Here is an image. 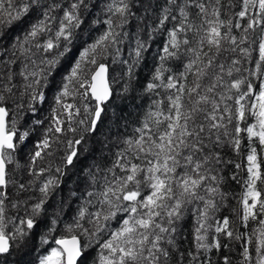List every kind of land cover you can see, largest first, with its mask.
<instances>
[{
    "label": "snow or ice",
    "instance_id": "1",
    "mask_svg": "<svg viewBox=\"0 0 264 264\" xmlns=\"http://www.w3.org/2000/svg\"><path fill=\"white\" fill-rule=\"evenodd\" d=\"M133 7L143 13L138 19L155 15L156 27L151 24L146 26L148 40L152 39L153 33L166 31L167 40L162 47L161 62L166 59H181L182 55L189 53L192 58L184 64V71L178 75L165 77L164 72L168 70L162 66L156 68L145 91L155 92L163 87L174 89L175 92L163 99L151 101L140 127L134 130L132 136L123 140L125 147L116 152L110 168L102 170L99 166L92 165L85 170L87 179L93 184H98L99 181L91 168L95 167L96 172L105 173L101 190L87 192L88 198L78 211V218H74L72 224L65 225V234L54 238L55 246L41 255L37 264H85L87 250L91 246L89 241H99L106 230L108 238L99 243L100 251L95 264H168L173 253L177 254L176 264H183L185 253L180 251L177 243L180 231L178 225L188 212L196 216L193 242L197 250L195 253L187 251L188 264H212L207 258L203 262L198 259L200 250L207 252L228 248L227 243H221L220 236L243 241L239 264H264V188L261 187L264 186V0H241V10L236 15L240 18L248 17V20L239 43L237 36L231 33L233 27L240 29L242 25L239 22L233 25L231 20L221 18V0H163V3L159 0H155V3L153 0H110L105 5L108 14L103 21L105 31L80 52L79 59L70 68L68 75L63 77L60 91L55 95L56 104L68 112L69 120L72 118L70 110L75 106L62 102L64 97L72 94L69 85L77 86L76 91L82 97L94 99L95 104L91 110L89 105L84 106L90 117L88 126L83 129L85 133L96 131L105 111L102 105L110 101L113 95L109 82V65L98 62L96 57L106 59L105 52H108L112 55L114 64L127 66L124 75L131 78L135 64L147 50L148 42L136 35L135 47L130 51L132 63L117 59L122 51L117 46L123 44L124 38L129 35L128 32L117 29H123L129 23V18L136 16ZM88 8V0H67L66 5L61 0H0V27L23 22L29 16L36 15L39 18L30 23L24 42L47 36L43 43L35 44L37 50L48 53L63 48L58 57L40 61L41 65L49 67H40L38 72L28 74L40 77L34 79L29 87L33 84L40 85L42 80L47 82L50 76L54 79L59 58H67L72 52L71 45L76 38V31L85 24L87 16L83 13ZM114 17L119 18L118 22ZM169 21L176 23L171 28H166ZM92 23L98 24L101 21L94 20ZM257 29L259 35L250 39L249 30L255 33ZM188 33H192L191 38ZM3 36L4 33L0 32V39ZM16 39L20 43V38ZM245 41H250V45L256 47H242ZM226 42L229 45L227 48ZM22 50L31 51L28 48ZM229 51H239L247 62L254 64V69L243 71L248 72L249 76H255L259 80L258 84L249 76H233L234 73L242 72L237 67L241 63L240 59L233 58L231 66L225 70V65L219 63L218 58ZM253 52L257 53L255 58ZM85 60L96 66L90 74L82 67ZM32 63L35 65L36 62L33 60ZM216 69L219 71H215ZM188 73L195 76L191 85L181 83V80L187 81ZM221 73L231 79L225 81V76ZM21 75H24L23 71ZM205 78H208V83H203ZM156 95L159 96V93L156 92ZM4 99L0 95V254L10 252L13 246L11 242L26 241L29 231L38 227L36 217L44 211L48 197L59 185L56 177H49L39 187L40 199L31 204L30 212L25 209L28 213L26 218L6 216V189L10 183L16 184L8 178V166L15 162L17 142L25 140L29 131L20 132L16 122L8 120L9 110L2 106ZM31 99L43 101L44 93L34 91ZM75 111L80 113L79 108H75ZM34 123L43 122L37 120ZM63 123L53 109L54 127H49L36 144L37 150L31 155L32 165L37 159L43 158L42 154L46 149L51 148V138L47 133H62ZM79 124L84 125L85 120H80ZM68 130L73 133L77 131L75 128ZM82 142L83 135L67 142L70 151L62 157L64 166L74 165L79 156L76 146ZM222 143H227L238 155L242 151L246 153L243 165L246 178L243 181L244 191L240 200L242 212L239 219L245 229L250 227V221L256 223L251 234L234 232L227 216L209 223L212 219L210 213L219 211V204L214 197L219 195L223 200L227 196L220 192L218 178L212 175L209 167L213 163H220L219 153L213 154L209 150L210 146ZM32 165L29 166L30 175L39 177L45 174L46 169L35 171ZM241 167V163H235L236 169ZM116 169H119V175ZM61 170V167L56 168L57 173ZM107 173H111L110 180ZM232 179H237L235 174ZM209 180L216 182L215 186L207 183ZM32 183H19L18 191H26ZM92 197L95 200L90 199ZM19 203L11 202V207L17 208ZM24 203L27 204V201ZM95 204L100 207L94 212H88L87 205ZM196 204L201 206L192 207ZM86 217L91 228L84 227L80 222ZM16 219H19V224L14 225L11 232L6 231L8 224ZM113 220L117 221L119 227L111 229L110 222ZM51 224L53 227L48 229L49 234L56 231L54 226L57 219H52ZM209 229L214 231L211 241L208 239ZM40 241L46 245L49 238L41 236ZM223 259L224 264H231L228 256Z\"/></svg>",
    "mask_w": 264,
    "mask_h": 264
},
{
    "label": "trees",
    "instance_id": "2",
    "mask_svg": "<svg viewBox=\"0 0 264 264\" xmlns=\"http://www.w3.org/2000/svg\"><path fill=\"white\" fill-rule=\"evenodd\" d=\"M62 3L66 5L67 0H61ZM110 0H88L89 8L86 12L83 13L84 16H87V20L83 27L76 31V38L73 41L72 52L69 57L59 58L58 71L55 72L54 79L50 76L47 82L43 81L40 85H32L34 79H39L40 77H31L28 74L32 71H39L40 67H49L47 65H41L40 61L42 59H52L53 57H58L60 51H63V48L55 49L51 52L45 53L43 50H37L35 44L37 42L43 43L47 36L37 37L35 40H30L24 42V37L29 30L30 23H34L39 17L36 15H31L23 22H14L11 25H6L0 27V32L4 33L3 39H0V95L4 96V101L2 106L8 108L10 112L9 121L21 118L25 111L30 113V105L35 102L39 104L43 101H48L51 97L55 99V95L60 91L58 85L63 82V77L67 76L70 68L74 66L75 62L79 59V54L83 51L89 44L93 43L96 38H98L106 29V25L103 21L107 18V12L105 5L108 4ZM155 3V0H153ZM160 3H163V0H159ZM241 10V0H221V18L225 21L231 20L232 24L235 25L239 22L242 27L237 29L232 28V35L237 36L239 43V38L243 35V27L246 26L248 17L240 18L236 15ZM133 12L136 13V16L129 18V23L124 26L123 29H117L118 31H126L129 33L127 37L124 38V43L118 45L122 49L120 56L117 59L128 60L129 63H132L133 56H130V51L135 47V37L139 35L141 40L148 42L147 50L143 53V58L135 64L133 68V75L131 78L124 75L127 72V66L121 63H113V57L108 52H105V57L97 56L98 62H104L109 65V79L113 90V95L111 100L104 105L105 111L102 113V120L98 123L97 129L94 133H85L83 129L88 126L90 117L87 112H85L84 107L77 106L76 103L72 100V97L77 98L76 95L64 97L62 102L65 104H73L75 107L71 109L72 118L68 119V112L64 111L60 105L57 104V107L50 108L49 121L50 127H54L53 124V109L56 110V114L60 116L61 120L64 123H67L68 128H75L77 131L74 136L70 134L62 133H47L50 136H57L60 142L57 141V147L55 148L52 155L46 158L47 151L46 149L42 155L44 160L39 162L37 159L35 164L32 165L31 155L37 150L35 138L31 137L32 131L29 132V136L25 138L27 140L26 144H22L21 141L18 142V146L21 145V149L18 152L14 153L15 162L8 166V178L10 181H15L16 184L13 185L10 183L9 187L6 189L8 192V198L5 201L6 204V216L8 217H18L26 218L28 213L25 211L27 208L30 212L31 204L38 201L41 197L39 192V187L42 182L49 177H56L59 181L58 187L53 191V193L48 197L47 203L44 206V211L36 217L38 227L29 231L26 241H13L11 242L13 246L10 249V254L14 252V249L18 246L20 252H22L23 264H37L38 258L41 255L46 254V251L54 245V238L59 237L65 234V225L72 224L74 218H78V211L85 204V199L87 197L88 191H100L101 185H103V171L96 172V168H91L92 172L96 175L98 184H93L87 179L86 169L92 165L99 166L100 169L106 170L112 166V163L115 159V154L118 150L125 147L123 140L126 137L132 136L134 130L137 127H140L141 121L144 119L146 112L149 110V106L153 99H163L168 94H172L175 90L164 89L163 87L156 89L155 92H146L145 87L149 81L153 79V74L157 67H163L168 71L164 72V76L168 75H178V73L184 71V64L187 63L189 59L192 58L191 54L182 55L181 59H166L161 62L160 56L163 55L162 47L164 42L167 40V33L164 30L157 31L153 33L152 39L148 40V29L147 25L151 24L152 27H156V18L155 15L145 16L143 20L138 19L139 16L143 15L141 11H138L136 7H133ZM251 11L249 15H251ZM60 15V13H57ZM118 17H114V20L118 22ZM94 20H99L101 23L93 24ZM174 21H169L166 23V28H171ZM250 39L256 38L259 35V30L255 33H252L249 30ZM191 38L192 33L187 34ZM17 37L20 38V43H17ZM13 45H16L13 47ZM195 47V44L192 45ZM242 47L251 46L256 47V45H250V41H245ZM225 47H229L228 43H225ZM28 48L31 51L24 52L22 49ZM207 50L206 48L204 49ZM183 52V46L181 49ZM33 53H35L33 55ZM257 56L256 52H253V57ZM233 58L240 59L241 63L237 65L242 69L241 73H234L233 76L245 75L249 76L248 72L243 71V69H254V64L247 62L246 58L242 56L239 51L236 53L225 52L222 56L218 58L219 63L225 65V70L231 66V60ZM35 61L33 65L32 61ZM25 65L27 67L25 68ZM88 66V70L94 69L95 65L88 64L85 60L82 66ZM23 71L24 75H21ZM194 71V70H193ZM215 71H219L216 69ZM225 76V81L230 80L231 78L227 77L226 74L221 73ZM25 76L28 78L25 79ZM9 81H8V78ZM249 78L254 81L256 84L259 83V80L255 76H249ZM195 76L192 73L187 74V81L181 80V83H187L191 85ZM53 80H56L53 83ZM160 83V81H155ZM8 83V84H7ZM203 83H208V78H205ZM127 88V91L125 89ZM8 89H11L10 98L7 96ZM219 90V89H218ZM35 92H43L45 99L43 101L32 100L31 97ZM14 92V95H12ZM156 92L159 93V96L156 95ZM83 98L84 106L85 104L89 105L91 110L94 107L95 101L92 98ZM57 108V109H56ZM60 108V109H59ZM75 108L80 109V113L77 114ZM82 109V110H81ZM25 110V111H24ZM63 112L66 115V119L60 113ZM85 120V124H79L80 120ZM36 120L34 119V122ZM17 126V125H16ZM63 126V125H62ZM30 127L29 119L26 122L24 129L20 131H26ZM28 131V130H27ZM91 137L93 143H90V148L93 152L90 154L82 155V157L77 158L74 161L72 166H64L62 157L66 155L70 149L68 148L67 142L69 140L79 139L80 136ZM64 137V140L62 138ZM29 139V140H28ZM25 140H23L25 142ZM222 140L226 141V138L222 137ZM61 141H64L63 144ZM207 143V140L205 141ZM247 144V141H244ZM55 142L51 145L54 146ZM82 144L77 147V150ZM30 148V154L27 152V148ZM85 147V146H83ZM25 148V149H23ZM209 150L215 154L219 153L220 163H213L209 167L212 169V175H216L219 182L220 192L226 193L227 196L223 200L220 199V196L217 195L214 197L217 203L219 204V211L210 213L212 219L209 220V223H213L215 220H221L223 217H229L231 223V229L235 231H242L251 234L252 229L256 228V223L250 221V227L245 229L240 223L239 216L242 212V206L240 203L242 193L244 191L243 181L246 178V172L244 171L243 165L245 163L244 156L245 152L237 154L234 152L227 143H222L217 146H210ZM79 153V152H78ZM97 153V154H96ZM89 155V156H88ZM228 161H233L234 163H228ZM235 163H241V169L235 168ZM32 165L35 171H38L40 168L46 169L44 175L36 177L29 174V166ZM61 167V172L57 173L56 168ZM117 174L119 175V169H116ZM236 175L237 179L233 180V175ZM109 180L111 179V173H107ZM220 177H223V180H220ZM32 181L31 187L26 191L19 192L18 184L25 183L26 185ZM239 181V182H237ZM209 184L215 186L216 182L211 180L207 181ZM79 184H82L79 187ZM83 187V189H82ZM264 188V186H261ZM75 195H72V193ZM203 194V193H202ZM90 199L95 200V197ZM19 201L17 208L11 207V202ZM27 201V204L24 203ZM201 205H193L192 207H197ZM100 206L87 205L88 212L96 211ZM106 207V206H105ZM123 215V214H120ZM52 219H57V224L54 226L56 231L49 234L48 229L53 227L51 224ZM84 227L91 228V225L87 222V217L84 220L80 221ZM19 224V219L14 220L12 223L8 224L6 231L11 232L14 225ZM196 225V216L192 212H188L184 219L179 223V234L177 236V243L181 252L185 253V259L183 264H188V257L186 255L188 250H191L195 253L197 250L194 247L193 242V229ZM20 227H26L20 225ZM111 229L119 227V224L116 220L110 222ZM214 235L213 229H209L208 239L211 241L212 236ZM219 235V234H215ZM41 236H47L49 238L48 244H42L40 241ZM108 238V231L106 230L101 236L100 240L89 241L90 248L87 250V257L85 264H95L97 260V254L100 251L99 243ZM222 244L227 243L228 248H221L219 250L212 249L205 252L200 250L201 255L199 256L200 261H205V258L211 260L212 264H224V257L228 256L230 258L231 264H239L241 261L240 252L242 251L241 244L243 241L229 240L227 237H219ZM23 247V248H21ZM26 247V249L24 248ZM3 258V257H2ZM0 258V264L2 261ZM177 254L173 253L172 259L168 261V264H176ZM3 264H16L13 261H6ZM18 264V263H17Z\"/></svg>",
    "mask_w": 264,
    "mask_h": 264
},
{
    "label": "rangeland",
    "instance_id": "3",
    "mask_svg": "<svg viewBox=\"0 0 264 264\" xmlns=\"http://www.w3.org/2000/svg\"><path fill=\"white\" fill-rule=\"evenodd\" d=\"M82 67H84V68H86V70L89 72V74H90V70H88V66H86V65H84V66H82ZM8 78V77H7ZM8 81H9V78H8ZM56 80H53V83L55 82ZM8 84V83H7ZM54 84H57V82L56 83H54ZM62 84V83H61ZM61 84L60 85H58V87L60 88L61 87ZM76 87L77 86H74V85H69V90H70V92L72 93L71 95H69V96H74V95H76L77 96V98L75 99L74 97H72V100L76 103V105L77 106H82V107H84V102H83V98H82V96L76 91ZM7 96H9V98H10V92L8 91L7 92ZM12 95H14V92H13V94ZM68 96V97H69ZM31 109H30V113H28V112H26L25 110V114L20 118H18V119H15L14 121L16 122V125H17V128L19 129V130H21V129H24L25 128V126H26V122L28 121V119H29V122H30V127L29 128H27V130L29 131V132H33V133H31V137H34L35 139V142H38V141H40L43 137H44V135L46 134V130L50 127V121H49V116H50V108H54V107H57V104H56V102H55V99L53 98V97H51L48 101H43V102H40L39 104H36L35 102H33L30 106H29ZM33 109H35L34 111H33ZM57 109V108H56ZM60 109V108H59ZM82 110V109H81ZM60 113H63V112H61L60 111ZM62 116H63V118L64 119H66L67 117H66V115H64V113L63 114H61ZM34 119L37 121V120H39V121H42L43 123L42 124H35L34 123ZM63 128H64V133L65 134H70L71 136H74V134H72V133H70V131L68 130L69 128H68V125H67V123H63V126H62ZM21 132V131H20ZM50 143H51V145L53 144V142H55V144H54V146H52L51 148H49L48 149V151H47V154H45L46 155V158L47 157H49L50 155H52V153L54 152V150H55V148L57 147V141L58 142H60V140L58 139V137L57 136H50ZM62 138H63V140H64V137L62 136ZM29 140V139H28ZM19 142V141H18ZM17 142V143H18ZM26 142H27V140H25V142L24 141H21V143L23 144H26ZM62 142V144H63V142L64 141H61ZM93 143V140H92V138L91 137H88V136H84V142H82V149H81V146L79 147V149H78V152H79V156H78V158H80V157H82V155H87V154H90V156H92L91 154H93V152H92V150H91V148L89 147L90 146V143ZM37 144V143H36ZM83 146H85V147H83ZM21 145H19L18 146V148H17V151L16 152H18L20 149H21ZM30 148L31 147H29V148H27L26 150H27V152H29L28 153V155H31L30 154ZM23 149H25V148H23ZM50 153V154H49ZM87 153V154H86ZM97 154V153H96ZM42 156H44V155H42ZM89 156V155H88ZM42 160H44V159H39L38 161L39 162H42ZM9 169V168H8ZM82 186V184H79V187H81ZM82 189H83V187H82ZM21 248H23V247H21ZM25 249H26V247H24ZM22 252H20V248L17 246L15 249H14V252L12 253V254H10V252L8 253V254H6L5 256H3V258H2V261H1V264H3L4 262H5V260L6 261H13L14 263H18V264H23V258H22Z\"/></svg>",
    "mask_w": 264,
    "mask_h": 264
},
{
    "label": "water",
    "instance_id": "4",
    "mask_svg": "<svg viewBox=\"0 0 264 264\" xmlns=\"http://www.w3.org/2000/svg\"><path fill=\"white\" fill-rule=\"evenodd\" d=\"M109 82H110V79H109ZM110 86H111V83H110ZM111 88H112V86H111ZM112 98V97H111ZM111 98H110V100H111ZM93 101H94V99H93ZM109 102V101H108ZM108 102H106L105 104H107ZM104 104V105H105ZM104 105H102L103 107H104ZM9 116H10V112H9ZM9 118V117H8ZM11 249V248H10ZM8 254V253H7ZM6 254H0V257L1 256H5Z\"/></svg>",
    "mask_w": 264,
    "mask_h": 264
}]
</instances>
